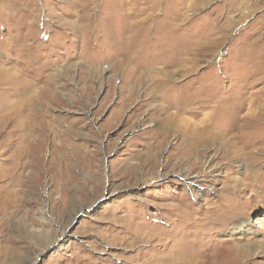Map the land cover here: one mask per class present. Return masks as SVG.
Here are the masks:
<instances>
[{
    "label": "rangeland",
    "instance_id": "374dc122",
    "mask_svg": "<svg viewBox=\"0 0 264 264\" xmlns=\"http://www.w3.org/2000/svg\"><path fill=\"white\" fill-rule=\"evenodd\" d=\"M122 263L264 264V0H0V264Z\"/></svg>",
    "mask_w": 264,
    "mask_h": 264
},
{
    "label": "bare ground",
    "instance_id": "6f19581e",
    "mask_svg": "<svg viewBox=\"0 0 264 264\" xmlns=\"http://www.w3.org/2000/svg\"><path fill=\"white\" fill-rule=\"evenodd\" d=\"M164 86L162 87L163 88V92L165 91L164 89L165 88H167V87H169L168 85H167V82H165L164 84H163ZM171 87V86H170ZM161 88V89H162ZM159 90V89H158ZM163 92H162V94H161V96L163 95ZM169 106V105H168ZM167 106V104L166 103H162L161 104V109L163 110V112H164V114H166V116L164 117V119H163V121L165 122V124L168 126V128H169V123L171 122V120H172V113L171 112H168L167 111V108H169ZM178 116H179V114H177ZM183 115V114H182ZM185 119V118H184ZM244 121H241V124L239 125L240 126V131H241V129H242V127H244V126H247L249 123H250V121L252 120V119H243ZM173 121V120H172ZM188 121V120H187ZM194 121V120H193ZM204 122L205 121H202L201 122V124H202V126H203V128H201L200 127V131L202 132V134L204 135V139L200 142V143H205V142H207L208 144H210V145H214L215 147H216V149H217V151H219V149H223V148H226V147H228V144H229V141H227L226 139H224V138H222V137H220L217 133H215V135L214 136H212V133H213V131H212V129H211V127L209 128V127H207L208 125H206V126H204L203 124H204ZM173 123V122H172ZM176 123V122H175ZM254 123V122H253ZM256 123V122H255ZM212 124H214V123H212ZM251 124V123H250ZM165 125V126H166ZM173 125V124H172ZM166 126V127H167ZM200 126V125H199ZM237 126V125H236ZM164 128L163 129V132H162V134H164V135H167V131H168V129L167 128ZM178 128H183V124H181V123H179L178 124ZM239 128V127H238ZM214 129V128H213ZM237 129V128H236ZM2 131V130H1ZM239 132V131H238ZM231 133V132H230ZM236 134H238V133H236ZM233 136V135H232ZM239 136V135H238ZM166 137V136H165ZM231 139V138H230ZM238 140V139H237ZM204 141V142H203ZM181 144V143H180ZM196 144V143H195ZM191 145H192V143H191ZM184 146V145H183ZM196 146L197 145H192L191 146V148H192V150H196ZM203 146V145H202ZM200 147V146H199ZM233 147L235 148V145H233ZM154 148V147H153ZM239 149V148H238ZM227 150H229V147L227 148ZM207 152V151H206ZM220 152V151H219ZM218 152V153H219ZM236 153L237 154H239L238 156H240V155H243L244 157H245V155L243 154V151L242 152H240V151H236ZM182 154V153H181ZM203 154V153H202ZM207 156V155H206ZM248 156V155H247ZM253 156V155H252ZM185 157H187L185 154H183V162H186V160L188 159H185ZM230 157V156H229ZM203 158V157H202ZM239 158V157H238ZM180 160H181V158H179ZM190 159V158H189ZM208 159H210V158H208ZM243 159V158H242ZM240 160V159H239ZM190 161V160H189ZM194 161V160H193ZM192 160L190 161V163L192 164V162H193ZM210 161V160H209ZM218 161V160H217ZM204 162V161H203ZM244 162V159H243V161H242V163ZM249 162V160L246 158V161H245V163H248ZM198 163V162H197ZM231 164V163H230ZM205 165H206V163H205ZM244 165H246V164H244ZM131 166V165H130ZM189 166V165H188ZM248 166V165H247ZM185 167V166H184ZM186 169H187V167H186ZM132 170V169H131ZM187 170H189V168L187 169ZM146 175H147V173H146ZM148 176V175H147ZM227 176V175H226ZM231 177V176H230ZM142 179V178H141ZM241 179V178H240ZM232 180V179H231ZM239 180V179H238ZM245 181V180H244ZM242 183V182H241ZM237 184V183H236ZM230 186V185H229ZM227 187V186H226ZM236 187V186H235ZM228 190H229V188H228ZM248 222H250V223H248V224H243L242 225V227L240 228V230L241 229H243V227L244 226H248L249 224H251V221H248ZM136 238V237H135ZM134 238V239H135ZM137 239V238H136ZM140 240V239H139ZM138 240V241H139ZM140 241H142V240H140ZM133 243H134V241H133ZM123 264V263H122Z\"/></svg>",
    "mask_w": 264,
    "mask_h": 264
}]
</instances>
